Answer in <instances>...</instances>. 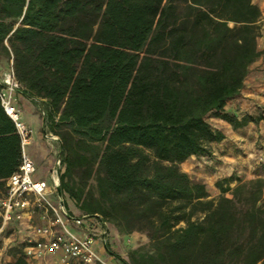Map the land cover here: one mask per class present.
<instances>
[{"label": "trees", "instance_id": "1", "mask_svg": "<svg viewBox=\"0 0 264 264\" xmlns=\"http://www.w3.org/2000/svg\"><path fill=\"white\" fill-rule=\"evenodd\" d=\"M260 17L253 0H0V57L42 99L61 191L147 235L127 259L106 242L123 264H264V177L217 180L209 197L179 167L224 137L208 117L255 119L224 106L259 55ZM20 158L0 102V194Z\"/></svg>", "mask_w": 264, "mask_h": 264}, {"label": "crops", "instance_id": "2", "mask_svg": "<svg viewBox=\"0 0 264 264\" xmlns=\"http://www.w3.org/2000/svg\"><path fill=\"white\" fill-rule=\"evenodd\" d=\"M261 10L260 32L257 37L259 55L248 67L240 91L226 102L224 110L234 115L238 120L244 116H251L254 120H247L244 124L234 127L221 118H216L211 124L220 130L224 137L210 142L209 151L203 155H191L180 162V167L190 178L205 183L206 189L212 194L219 193L215 182L227 179L232 186L236 179L248 180L257 176L264 177V0H253ZM2 72L0 73V77ZM14 103L20 110L21 120L31 128V136L26 145V153L35 165L34 179H43L48 184L49 196L55 201V194L51 191L53 181L51 168L58 151L56 141L47 140L42 136L46 127L43 115L42 99H35L21 89L13 93ZM35 117L38 123L36 125ZM34 126L39 127L35 135ZM41 164L47 167V177L35 176ZM66 204L73 215L82 214L73 201L66 198ZM38 211L26 212L19 220L4 224L0 229L10 233L7 240L24 243L35 239L33 225L40 224ZM72 225L71 221L68 225ZM81 232L83 229L77 226ZM73 230V228H71ZM100 256L110 264H123L110 252H102V245L96 244ZM112 250V249H111ZM59 252L54 255L33 256L25 258L27 264H61L58 262Z\"/></svg>", "mask_w": 264, "mask_h": 264}, {"label": "built area", "instance_id": "3", "mask_svg": "<svg viewBox=\"0 0 264 264\" xmlns=\"http://www.w3.org/2000/svg\"><path fill=\"white\" fill-rule=\"evenodd\" d=\"M18 89L21 88L10 65L0 77V102L14 122L19 135L21 158L17 169L6 178L5 188L0 194V225L2 227L8 222L19 220L26 212L38 211L41 223L32 227L37 237L24 245V258L40 256L47 252H59L64 264L104 262L96 244L99 243L106 248L108 222L98 214L73 215L67 204L65 205L68 197L62 191L57 192L59 174L63 170L61 142L47 127L42 131V136L58 143V151L51 168L53 181L51 191L55 194V201L49 196L47 182L33 178L34 161L25 150L31 136V128L21 120L20 110L13 98V93ZM69 221L82 228L83 232H74L68 226Z\"/></svg>", "mask_w": 264, "mask_h": 264}, {"label": "rangeland", "instance_id": "4", "mask_svg": "<svg viewBox=\"0 0 264 264\" xmlns=\"http://www.w3.org/2000/svg\"><path fill=\"white\" fill-rule=\"evenodd\" d=\"M10 62H11V60L0 57V73L7 71V69L10 66ZM34 119H35L34 124L36 125V123H38L37 117H35ZM207 119L210 123H212L216 119V117L210 116ZM39 128H40V126L39 127L34 126L33 135L36 134V132L38 131ZM179 167H180V163H179ZM180 169H181V167H180ZM35 176L46 178L47 177L46 165L41 164V166L38 167V169L35 173ZM33 178H35V177L33 176ZM191 180L192 181H199V180H194V178H191ZM208 193H209V197H217L219 195V193H217V194H212L210 192H208ZM193 217H195V216H193ZM180 224H183V222H180ZM68 226L70 228H73L74 232L80 233L79 232L80 230L78 228L74 229L75 228L74 224H73V226L71 224ZM0 228H1V225H0ZM9 235H10V233L8 231H6L5 229H3V230L0 229V264H12L15 261L17 255L19 254V251L21 249V245L23 244L20 242H12V241L7 240V237ZM108 243H109L110 249H112V251H114L122 259H127L128 258L127 257L128 251L132 248L147 244L148 238H147V235L144 231L134 230L128 234L119 233L116 230V228L111 223L108 222ZM102 252L105 253V252H109V251H108V249H106L105 247L102 246ZM54 254L55 253H53V252H47V253H44L43 255H40V256L54 255ZM102 260L104 262L97 261L94 264H110L109 262L105 261L103 258H102ZM58 262L61 264H64L60 254H59Z\"/></svg>", "mask_w": 264, "mask_h": 264}, {"label": "water", "instance_id": "5", "mask_svg": "<svg viewBox=\"0 0 264 264\" xmlns=\"http://www.w3.org/2000/svg\"><path fill=\"white\" fill-rule=\"evenodd\" d=\"M57 192L60 193L61 192V188L59 185H57Z\"/></svg>", "mask_w": 264, "mask_h": 264}]
</instances>
